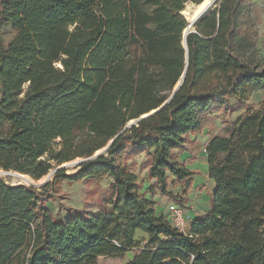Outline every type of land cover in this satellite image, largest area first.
Listing matches in <instances>:
<instances>
[{
	"label": "trees",
	"instance_id": "16d2710c",
	"mask_svg": "<svg viewBox=\"0 0 264 264\" xmlns=\"http://www.w3.org/2000/svg\"><path fill=\"white\" fill-rule=\"evenodd\" d=\"M186 1L0 0V170L40 180L116 137L104 154L41 187L0 178V264H98L129 252L127 264H264V101L210 139L215 188L187 233L148 196L158 191L179 204L169 185L192 188L196 171L180 159L190 136L210 112L232 113L230 98L246 103L264 87L242 22L250 0H221L184 47ZM141 154L156 180L145 191L125 161ZM104 176L113 181L99 210L69 208L64 219L49 208L59 182Z\"/></svg>",
	"mask_w": 264,
	"mask_h": 264
},
{
	"label": "rangeland",
	"instance_id": "374dc122",
	"mask_svg": "<svg viewBox=\"0 0 264 264\" xmlns=\"http://www.w3.org/2000/svg\"><path fill=\"white\" fill-rule=\"evenodd\" d=\"M220 1L218 0L216 5H219ZM250 4V16L246 19L243 18L242 22L244 26L249 28L255 40L258 65L259 67H264V0H250ZM11 37L12 31L10 28H7L5 30V42L7 43ZM263 101L264 87L252 91L246 103H241L235 98H230L228 100V106L234 109L232 113H227L224 110L210 112L206 117L202 131L190 136V152L180 154V159L189 169L196 171V174L193 176L192 188L187 193H182L181 185L173 186L171 183L169 185V191L180 194L181 202L179 204L186 210L185 212L189 221L206 214L210 208V201L215 188L214 182L209 177L207 166L206 148L210 139L214 136L227 135L228 128L239 117L246 114L249 110L259 108ZM125 161L130 165L134 173H136L139 181L144 182L143 191L147 190L152 185L151 180L146 177V173L149 174V172H146L149 166L148 155L141 154L127 157ZM0 178L10 184L18 183L16 176L4 170H0ZM46 178L49 181L54 180L53 175H47L39 180V182L44 181ZM112 181V178L108 176L75 183L61 181L54 185L53 196L47 204L56 216L64 219L69 215V208L97 211L100 209V200L108 193ZM148 196L156 202V209L159 213L164 207L167 208L173 202L171 198L160 195L158 191L155 194L150 191ZM145 237L141 232L137 234V239H139L141 247L145 245ZM127 255L125 254L123 257H101L99 258L98 264H127L132 258V256L129 258Z\"/></svg>",
	"mask_w": 264,
	"mask_h": 264
},
{
	"label": "water",
	"instance_id": "95a60500",
	"mask_svg": "<svg viewBox=\"0 0 264 264\" xmlns=\"http://www.w3.org/2000/svg\"><path fill=\"white\" fill-rule=\"evenodd\" d=\"M203 0H201L200 2H202ZM189 2H192V3H194L195 4V2H193V1H191V0H188V1H186L185 3H183V6H182V9L186 6V4L187 3H189ZM200 2H198V3H200ZM198 3H196V4H198ZM217 4V3H216ZM215 4V6H214V8L215 7H217L218 5H216ZM214 8L208 13V14H206V15H203L202 17H200L197 21H195V22H193V21H189L187 18H186V16L182 13V9H181V11H180V13L184 16V18H185V20H186V22H187V26H186V28L184 29V31H183V38H182V44H183V46L184 47H187V42H186V39H187V35L189 34V33H191V32H196V25L195 24H197V23H199L202 19H204L205 17H207L213 10H214ZM186 56H187V61H188V53L186 54ZM183 81H184V74L182 75V77H181V79L179 80V82L176 84V86L174 87V89H173V93H172V96L180 89V87L182 86V84H183ZM172 96L170 97V99L172 98ZM170 99L169 100H167L161 107H159L158 109H156V110H153L152 112H150V113H147V114H143V115H141V117H139L138 119H133V120H131V121H129L128 123H127V125L124 127V129L121 131V133L122 132H124L125 130H127V129H129L130 127H132L133 125H135V124H137L141 119H143V118H146L147 116H149V115H151V114H153V113H155L157 110H160L162 107H164L169 101H170ZM116 138V137H115ZM115 138L113 139V140H111L104 148H102V149H99V150H97L95 153H94V155L92 156V157H88V158H81V157H78V158H76V159H74V160H72V161H68V162H64V163H62V164H60V165H58L54 170H52L49 174H48V176H52L56 171H58V170H64L67 174H71V173H74V172H77L79 169H81V164L82 163H84V162H86V161H88V160H91V159H93V158H96V157H98V156H100V155H102V154H104L107 150H108V148L111 146V144L114 142V140H115ZM7 173H9V174H11V175H13V176H16L17 178H23L25 175H27V176H29V178H31L32 180H33V182H28L27 184L26 183H17V184H26V185H29V186H36V187H41V186H43V185H45L48 181H49V179H45L44 181H42V182H39V180H35V179H33L30 175H28V174H23V173H20V172H17V171H13V170H11V171H7ZM41 180V179H40ZM36 181H38V182H36Z\"/></svg>",
	"mask_w": 264,
	"mask_h": 264
},
{
	"label": "bare ground",
	"instance_id": "6f19581e",
	"mask_svg": "<svg viewBox=\"0 0 264 264\" xmlns=\"http://www.w3.org/2000/svg\"><path fill=\"white\" fill-rule=\"evenodd\" d=\"M218 0H203L198 4L189 2L182 9V13L186 16L189 21H197L203 15L208 14L215 6ZM13 178V177H12ZM14 180V178H13ZM15 182V181H14ZM19 183L33 182L29 176L25 175L23 178H18Z\"/></svg>",
	"mask_w": 264,
	"mask_h": 264
},
{
	"label": "built area",
	"instance_id": "2783aa9c",
	"mask_svg": "<svg viewBox=\"0 0 264 264\" xmlns=\"http://www.w3.org/2000/svg\"><path fill=\"white\" fill-rule=\"evenodd\" d=\"M185 211L184 207L180 204L171 202L167 207L165 215L175 227L187 233L190 229V221Z\"/></svg>",
	"mask_w": 264,
	"mask_h": 264
},
{
	"label": "crops",
	"instance_id": "0c3cea01",
	"mask_svg": "<svg viewBox=\"0 0 264 264\" xmlns=\"http://www.w3.org/2000/svg\"><path fill=\"white\" fill-rule=\"evenodd\" d=\"M207 166H208V165H207ZM146 172H148V170H147ZM146 174H147L146 177H148V173H146ZM148 179H149V178H148ZM149 180H150V179H149ZM212 181H213V180H212ZM150 182H151V184L153 185V184L156 183V180H151ZM146 183L148 184V182H146ZM145 186H146V185H145ZM148 186H149V185H148ZM170 200H171V199H170ZM163 207H164V206H163ZM166 210H167V208L164 207V208L162 209V211H160V214H161V213H165ZM157 211H158V210H157ZM201 216H202V215H201ZM199 217H200V216H199ZM127 254H128L127 256H128L129 258H131V256H133L132 253H127ZM131 254H132V255H131Z\"/></svg>",
	"mask_w": 264,
	"mask_h": 264
}]
</instances>
